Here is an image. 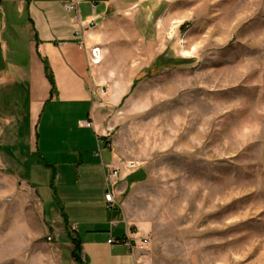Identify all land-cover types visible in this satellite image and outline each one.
<instances>
[{"label": "rangeland", "instance_id": "obj_1", "mask_svg": "<svg viewBox=\"0 0 264 264\" xmlns=\"http://www.w3.org/2000/svg\"><path fill=\"white\" fill-rule=\"evenodd\" d=\"M132 2L101 42L116 81L103 87L128 88L103 125L110 163L130 169L144 256L264 264V0ZM9 196L0 264H48L49 240L29 235Z\"/></svg>", "mask_w": 264, "mask_h": 264}, {"label": "crops", "instance_id": "obj_2", "mask_svg": "<svg viewBox=\"0 0 264 264\" xmlns=\"http://www.w3.org/2000/svg\"><path fill=\"white\" fill-rule=\"evenodd\" d=\"M69 1L0 0V200L10 195L35 241L52 236L48 264H77L74 239L83 264H149L144 251L120 240L147 235L131 223L126 166L114 208L105 196L111 155L103 118L128 88L120 97L115 85L103 93L113 77L101 42L110 16L133 0H78L73 11ZM79 19L97 21L84 39ZM81 39L101 48V63H92ZM90 120L92 127L81 125Z\"/></svg>", "mask_w": 264, "mask_h": 264}, {"label": "built area", "instance_id": "obj_3", "mask_svg": "<svg viewBox=\"0 0 264 264\" xmlns=\"http://www.w3.org/2000/svg\"><path fill=\"white\" fill-rule=\"evenodd\" d=\"M66 8L69 11L76 10L79 5L78 0H71L67 2ZM97 7V2H92V9L95 10ZM97 24V21L95 19H91L89 21H83L81 19L78 20V30H77V35L81 36L82 39L85 31ZM81 39V43L84 47L89 49L91 53V61L93 64H99L102 61V53H101V48L99 46H87L84 40ZM103 93H106L109 91V87H102ZM81 125H85L88 127L93 126V120L90 121H81ZM134 163H131V167L133 166ZM105 168H106V184H107V192H106V202H107V207L112 209L114 208L116 204V199H115V190L117 189V186L121 180L122 176V171L118 167L114 166L112 163H105ZM127 170H130L128 166H126ZM139 234V233H138ZM47 239L49 241L52 240V236H48ZM121 241L127 243L130 245L132 248L137 247L141 249L142 251L146 250V247L148 243L150 242L149 236L146 234H139V236H133L132 234H129L128 237H123L120 239ZM116 239L111 235L109 238V242H115Z\"/></svg>", "mask_w": 264, "mask_h": 264}, {"label": "trees", "instance_id": "obj_4", "mask_svg": "<svg viewBox=\"0 0 264 264\" xmlns=\"http://www.w3.org/2000/svg\"><path fill=\"white\" fill-rule=\"evenodd\" d=\"M73 242H74L73 256L75 258V261L77 262V264H83L81 257L82 244L79 240L76 239H74Z\"/></svg>", "mask_w": 264, "mask_h": 264}]
</instances>
